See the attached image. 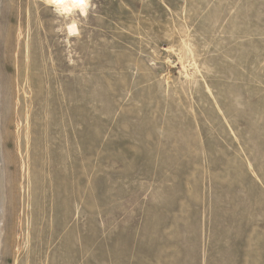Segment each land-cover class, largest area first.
I'll list each match as a JSON object with an SVG mask.
<instances>
[{
  "label": "rangeland",
  "instance_id": "374dc122",
  "mask_svg": "<svg viewBox=\"0 0 264 264\" xmlns=\"http://www.w3.org/2000/svg\"><path fill=\"white\" fill-rule=\"evenodd\" d=\"M76 15L72 39L46 0H0V264H264V0ZM49 86L53 169L21 92ZM31 106L29 129L48 104Z\"/></svg>",
  "mask_w": 264,
  "mask_h": 264
},
{
  "label": "bare ground",
  "instance_id": "6f19581e",
  "mask_svg": "<svg viewBox=\"0 0 264 264\" xmlns=\"http://www.w3.org/2000/svg\"><path fill=\"white\" fill-rule=\"evenodd\" d=\"M48 2V7L50 8V10L52 12H54L55 16L61 18V19H65L68 21V23H65V27H64V32H65V35L67 38H75L79 35V32H78V25H77V22L74 19H72L73 16H77L76 14L78 13L80 16H85L87 14V11H88V7L90 5V0H46ZM20 32V31H19ZM18 32V36L20 35V33ZM18 39V37H17ZM36 66H38V63L37 62H34V64H30L28 63V66L27 68H31L32 70L36 68ZM188 76V75H187ZM27 82V80H26ZM45 87V86H44ZM30 89V88H29ZM42 89V87H41ZM41 89H38L36 94L32 97L28 96V93L26 91H24V88L21 89V92H22V95H23V100L25 101V109L27 108V111L25 110V115H24V129L25 130H31L32 132V137H31V149H38V148H42V145H44L46 147V150L49 154V162H51L49 164V169H53L54 168V164H52V162H56V158L55 156L58 158L60 156V152L59 150H63L62 148H64L62 146V143H61V140H58V138H56V135H58V132L61 131L63 128H65L66 124H64V122L62 123L61 121L60 122H57L56 120V112L60 111L61 108L56 104V99L54 100H51L49 97H48V94L51 93V92H54L53 88L51 86L47 87L46 89L44 88L43 90ZM210 94V93H209ZM46 96V99L44 98ZM48 97V98H47ZM44 98V100H43ZM42 101L44 102L45 104H48V107L46 108L45 110V113L46 115L43 116V120H40L38 119V121H35L33 123V125L30 127L29 129V118H30V122H31V119H34L37 117V114H36V109L35 111L33 110L32 112V116L29 117V113H30V106L33 104L35 106V108L37 106H39V101ZM15 104L16 106L18 107L15 114H16V117H17V120L18 119H21V109H22V104H21V101H15ZM32 107V106H31ZM40 110L41 107H40ZM31 114V113H30ZM39 118V117H38ZM68 119V118H66ZM46 120V121H45ZM67 121V120H66ZM68 122V121H67ZM68 125V124H67ZM19 127V125H18ZM40 127H42L43 129L47 128V130L44 132L43 131V134L42 132H39V135H41L40 138L37 137V133L40 129ZM68 127V126H67ZM67 131V130H66ZM25 133V131H24ZM26 134V139H30L28 138V132L25 133ZM28 134V135H27ZM25 139V141H26ZM57 139V140H56ZM70 141V140H69ZM27 144H29V141L27 140L26 141ZM26 144V145H27ZM76 145V143H73L71 145H68L67 148H65L66 150L67 149H71V148H74ZM44 147V148H45ZM27 152V151H26ZM30 152V151H28ZM67 152V151H66ZM47 154V155H48ZM67 154V153H66ZM2 156V155H1ZM63 156V155H62ZM61 156V157H62ZM68 156V154H67ZM43 157V156H42ZM64 157V156H63ZM2 159V157H1ZM0 159V160H1ZM68 160V159H67ZM72 161V160H70ZM48 162V161H47ZM46 162V163H47ZM69 163V162H68ZM1 161H0V246H1V235H2V220H3V208H4V196H3V186H2V172H1ZM67 165V164H66ZM41 166H42V163H41ZM60 166V165H59ZM68 167V166H66ZM3 170V169H2ZM28 170V168H27ZM46 170V168H45ZM75 171V169H74ZM68 172V171H66ZM70 173V172H68ZM78 173V172H76ZM29 175V171L27 173ZM65 174V173H63ZM54 174H52L53 176ZM74 176H76L74 173L72 174ZM65 176V175H64ZM68 176V174L66 175V177ZM73 176V177H74ZM78 176V175H77ZM65 177V178H66ZM69 177V176H68ZM53 178V177H52ZM63 178V177H61ZM70 179V178H69ZM72 179V178H71ZM77 179V178H76ZM75 179V180H76ZM53 181H54V178H53ZM65 181V179H64ZM70 181V180H69ZM63 182V181H62ZM65 183V182H64ZM66 184H68V182H66ZM65 186V185H64ZM69 186V185H67ZM65 186V187H67ZM77 186V184H76ZM79 186V185H78ZM71 187V186H70ZM55 189V188H54ZM69 189V188H68ZM66 189V190H68ZM71 189V188H70ZM69 189V191H70ZM60 190V189H59ZM65 191V190H64ZM77 191V190H76ZM66 192V191H65ZM71 192V191H70ZM64 193V192H63ZM53 194V193H52ZM67 194V193H65ZM76 194V193H75ZM54 196V195H53ZM72 195L69 194V196L67 197H70ZM77 196V195H76ZM61 197V195H60ZM59 197V198H60ZM66 197V196H65ZM48 198V196H47ZM72 198V197H71ZM75 198V197H74ZM77 200H78V196L76 197ZM69 199V198H68ZM64 200V203L65 201L68 203L69 201ZM56 202V201H55ZM54 203V202H53ZM57 203V202H56ZM63 205V204H62ZM67 205V204H66ZM60 206V203H59V206L58 204H55V207H54V212L56 213H59L61 210L63 212V215L64 217H68L70 215V212L67 208V206ZM53 206V205H52ZM47 207V206H45ZM46 210V209H45ZM48 212V210H47ZM48 215V214H47ZM64 225H66L64 223ZM43 237L42 239L43 240H46L49 236L54 237L56 232H52L51 235H50V231H48L47 229L43 230ZM19 264V263H18Z\"/></svg>",
  "mask_w": 264,
  "mask_h": 264
}]
</instances>
